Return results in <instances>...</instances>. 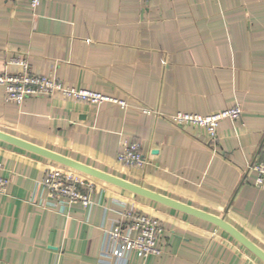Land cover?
Listing matches in <instances>:
<instances>
[{"label": "crops", "instance_id": "crops-1", "mask_svg": "<svg viewBox=\"0 0 264 264\" xmlns=\"http://www.w3.org/2000/svg\"><path fill=\"white\" fill-rule=\"evenodd\" d=\"M56 72L66 85L127 103H90L56 93L22 105L0 84V130L231 223L264 250V0H0V73L21 66ZM238 102L212 141L170 116L208 114ZM145 108L152 110L146 113ZM137 142L141 165L119 155ZM0 264H264L214 223L89 176L0 138ZM95 184L93 204H42L52 166ZM158 218L161 254L102 256L106 231L126 206Z\"/></svg>", "mask_w": 264, "mask_h": 264}, {"label": "built area", "instance_id": "built-area-1", "mask_svg": "<svg viewBox=\"0 0 264 264\" xmlns=\"http://www.w3.org/2000/svg\"><path fill=\"white\" fill-rule=\"evenodd\" d=\"M41 2L42 0H31L33 10H37ZM8 61L21 66L19 71L4 70L0 73V84L4 87L5 99L8 102L22 105L30 97H50L60 93L65 97L90 103L115 101L124 107L127 105L123 100H117L98 91L66 86L54 70L47 75L36 74L28 58L23 55L12 57ZM144 111L152 112L149 108H145ZM242 112V106L236 102L224 110L208 114L180 111L171 115L170 119L180 127H200L212 141H215L220 122L224 119L235 121L241 117ZM119 160L125 164H143L144 158L139 144L132 142L125 146L124 151L119 155ZM250 169L257 174L255 185L264 190V161L253 162ZM3 171L4 164L0 161V195L7 192L10 182ZM39 186L45 194V199L42 201L44 206L64 209L74 203H81L84 207L93 204L92 193L95 184L85 175L64 166L48 168L39 181ZM162 231L163 227L158 218L128 205L121 212V218L106 231L102 256L107 259L128 260L133 252L141 257L161 254L162 249L158 245V240Z\"/></svg>", "mask_w": 264, "mask_h": 264}, {"label": "water", "instance_id": "water-1", "mask_svg": "<svg viewBox=\"0 0 264 264\" xmlns=\"http://www.w3.org/2000/svg\"><path fill=\"white\" fill-rule=\"evenodd\" d=\"M0 138L4 139L6 141H9L11 143H14L18 146H21L23 148H26L28 150H31L33 152H36L42 156L50 158V159H52V160H54L60 164H63V165H66L68 167H71L73 169H76V170L83 172V173H85L89 176H92L94 178L103 180V181L111 183L115 186L129 190L133 193L147 197L151 200L160 202L162 204L171 206V207L176 208L178 210H181V211L193 214L195 216H198L200 218H203L205 220H208V221L214 223L215 225H217L218 227L227 231L232 237H234L237 241H239L242 245H244L247 249H249L257 257H259L262 261H264V250L261 247H259L255 242H253L251 239H249L243 232H241L239 229H237L231 223L226 221L224 218H221V217L214 215L212 213H209L207 211L198 209L194 206L188 205L186 203H183L181 201H178L174 198L163 195V194L158 193L156 191L150 190V189L145 188L141 185L135 184L129 180H126V179L119 177L117 175H114L112 173L103 171V170L98 169L96 167H93L91 165H88V164H85V163L80 162L78 160L72 159V158L65 156L63 154L54 152L52 150H49V149L44 148L42 146H39L37 144L28 142L26 140H23L21 138H18L16 136H13L11 134L3 132L1 130H0Z\"/></svg>", "mask_w": 264, "mask_h": 264}]
</instances>
